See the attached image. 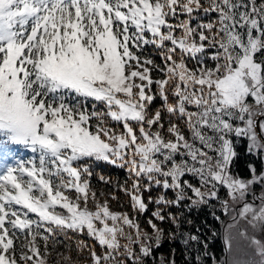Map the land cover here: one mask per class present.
Masks as SVG:
<instances>
[{
	"label": "snow or ice",
	"instance_id": "obj_1",
	"mask_svg": "<svg viewBox=\"0 0 264 264\" xmlns=\"http://www.w3.org/2000/svg\"><path fill=\"white\" fill-rule=\"evenodd\" d=\"M242 140L264 163V0H0V264H47L58 236L91 264H153L166 220L186 264H264V168L234 171ZM99 164L127 171L130 212L97 199ZM210 201L243 257L216 260L168 211Z\"/></svg>",
	"mask_w": 264,
	"mask_h": 264
},
{
	"label": "trees",
	"instance_id": "obj_2",
	"mask_svg": "<svg viewBox=\"0 0 264 264\" xmlns=\"http://www.w3.org/2000/svg\"><path fill=\"white\" fill-rule=\"evenodd\" d=\"M212 15L214 16V14ZM196 19L197 20L204 19L206 21L208 17L197 16ZM245 148H246L245 143L237 147L238 157L235 160V168H234V171L238 172L242 177L249 176V171L247 167L249 164H254L257 167L258 171L261 170L262 168V163L260 162V160L253 155L246 154ZM106 173L110 176L109 180H113V175H115V177L117 178L119 177L118 179H114V181L117 182V184H123L125 180L128 178L127 176H125V171L123 170H120V172L118 173L115 172L114 169H111ZM192 181L196 183L195 180ZM105 185L110 186V183H107ZM158 191H159L158 189H154L152 195L156 196L158 194ZM115 193L118 195H122L124 197H128L127 195L124 194V192L119 191L118 187ZM168 196L169 198H171L172 193L168 192ZM128 207H130V201ZM154 207H155L154 205H150L149 212L146 213L145 215L150 216L151 211L154 209ZM168 211H170L175 215H179L180 213H183V215L180 217V228H179L180 233L189 232L201 236V239L208 243V251L214 255L216 260H219L221 262L225 260L223 227L226 223L225 222L226 220L222 219L223 217L222 210L221 207L218 205V203L216 202L213 203L212 201H210L209 205H202L199 209H193L190 212L185 208H176V207L169 208ZM213 213H215L216 216H219L220 219L219 220L214 219L212 215ZM145 215L142 216L141 223L147 224V221L146 220L144 221ZM188 220H191L192 223L188 224L187 223ZM157 223L163 225L165 234L167 235L164 236L161 246L158 249H156L154 252L155 261L153 262V264H159V257L161 256L165 257L166 260L170 258L172 254V249H176V257H175L176 264H186L185 255H184V245L180 242V239L177 238L176 240L173 241L168 240L169 232H177L175 225H173L168 220L164 221L163 223L157 221ZM198 228L200 229V232H197ZM213 233H215V235H213ZM199 247L202 249L203 245H200ZM205 260H206V264H212L211 259L205 258ZM202 264H204L203 261Z\"/></svg>",
	"mask_w": 264,
	"mask_h": 264
},
{
	"label": "rangeland",
	"instance_id": "obj_3",
	"mask_svg": "<svg viewBox=\"0 0 264 264\" xmlns=\"http://www.w3.org/2000/svg\"><path fill=\"white\" fill-rule=\"evenodd\" d=\"M152 55H153V58L156 60L157 63H161V58L158 55H155L154 51L152 52ZM152 76L154 79L155 78H161L160 74L157 72H153ZM159 104H160V101L157 100L155 102L154 106H159ZM165 126L167 127V117L165 118ZM242 141H240L239 143H242ZM20 148H21V152L16 155L17 159L27 160V159L33 158L34 156L37 155V154H33L28 149H25L23 147H20ZM104 165H106L107 167H111L112 169L115 170V172H118V173L120 172V170H123V171H125V176L128 177L126 170L120 169L118 167L108 165V164H104ZM262 168H264V163H262ZM102 175H104L108 179L110 178V176L105 172H102ZM100 176H101V174L99 173V170L94 168V175L91 177V188L93 191H95L97 193V199L99 200V202L103 203L105 199H108L110 209L112 211H129L130 212V210H129L130 207H128L129 201H130L129 197H124L122 195H118L116 193H113L112 191L115 190V186L113 184H111V181H110L111 185L110 186L108 185L109 187L104 186L106 183H104V181H101L99 179ZM118 178L115 177V175H113V183H114V179H118ZM189 179H191V178H189ZM193 183H195V182H193ZM257 191H259L258 188H257ZM113 194H115L118 199H116V200L111 199ZM73 195H74V193H73ZM220 198L222 200L227 199V194H226L225 189H224V192L222 193V197H220ZM214 202L218 203V205L221 207V204L219 201H214ZM89 207L90 208L93 207L91 201L89 202ZM221 210H222V207H221ZM30 215H32L33 218H35L34 214H30ZM222 216H223L222 219L226 220L225 221L226 223H225L224 228H223V239L225 240V237L227 235H231L232 243H233V250L231 253H229L228 249L225 246V248H226V260L231 259L233 257L241 258L244 256L245 242L239 236L237 229H231V230L227 229L228 224L232 223L231 216L225 215L223 210H222ZM147 217L148 216L145 215L144 221L145 220L147 221ZM140 222H142V216L140 217ZM141 225H142V227L145 228V230L151 232V229L148 227V225L146 223H141ZM159 226L163 228V225L159 224ZM242 226H243V222H241V227ZM165 235H167V234L164 233V236ZM79 238L87 241L90 244L95 243V241L91 240L86 235L83 237H79ZM75 239H76V237H73L72 246L68 247L67 245H69V241L67 239H65L63 236L50 238V240H49L50 255L48 257L47 264H91L90 257L88 255L87 251L78 252L75 249V246H74ZM54 242H55V244L53 247ZM40 243H41V248L43 250V242L41 241ZM96 250H97V252L101 251L99 246H97ZM60 254H63L65 256H69L70 260H67V261L63 260ZM154 258H155V256H154ZM154 261H155V259H154Z\"/></svg>",
	"mask_w": 264,
	"mask_h": 264
}]
</instances>
